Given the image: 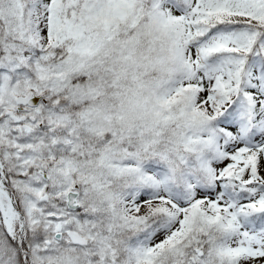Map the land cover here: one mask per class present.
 Segmentation results:
<instances>
[{
  "label": "snow or ice",
  "instance_id": "snow-or-ice-1",
  "mask_svg": "<svg viewBox=\"0 0 264 264\" xmlns=\"http://www.w3.org/2000/svg\"><path fill=\"white\" fill-rule=\"evenodd\" d=\"M0 264H264V0H0Z\"/></svg>",
  "mask_w": 264,
  "mask_h": 264
}]
</instances>
